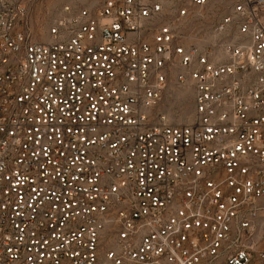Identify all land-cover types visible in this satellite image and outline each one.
Instances as JSON below:
<instances>
[{"label":"built area","instance_id":"obj_1","mask_svg":"<svg viewBox=\"0 0 264 264\" xmlns=\"http://www.w3.org/2000/svg\"><path fill=\"white\" fill-rule=\"evenodd\" d=\"M0 0V264H264V0ZM193 93L187 123L155 112Z\"/></svg>","mask_w":264,"mask_h":264},{"label":"rangeland","instance_id":"obj_2","mask_svg":"<svg viewBox=\"0 0 264 264\" xmlns=\"http://www.w3.org/2000/svg\"><path fill=\"white\" fill-rule=\"evenodd\" d=\"M24 2L29 14V26L39 40L46 38L48 29L62 6L92 4V0H24ZM236 2L237 0H212L206 6L197 8L190 17L185 18L183 23L178 25V28L188 31L193 41L200 42L205 32L229 14ZM262 13L264 14V10ZM193 109L192 91L180 87L173 81L168 85L155 112L165 115L171 122L187 123L192 118Z\"/></svg>","mask_w":264,"mask_h":264},{"label":"bare ground","instance_id":"obj_3","mask_svg":"<svg viewBox=\"0 0 264 264\" xmlns=\"http://www.w3.org/2000/svg\"><path fill=\"white\" fill-rule=\"evenodd\" d=\"M182 93H184V92H182ZM182 93H181V94H182Z\"/></svg>","mask_w":264,"mask_h":264}]
</instances>
